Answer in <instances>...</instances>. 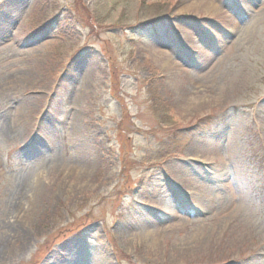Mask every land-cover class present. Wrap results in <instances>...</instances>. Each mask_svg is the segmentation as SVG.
<instances>
[{
	"label": "rangeland",
	"instance_id": "1",
	"mask_svg": "<svg viewBox=\"0 0 264 264\" xmlns=\"http://www.w3.org/2000/svg\"><path fill=\"white\" fill-rule=\"evenodd\" d=\"M199 1L0 0V264H264V0Z\"/></svg>",
	"mask_w": 264,
	"mask_h": 264
},
{
	"label": "bare ground",
	"instance_id": "2",
	"mask_svg": "<svg viewBox=\"0 0 264 264\" xmlns=\"http://www.w3.org/2000/svg\"><path fill=\"white\" fill-rule=\"evenodd\" d=\"M196 3H212V2H210V1H206V0H203V1H199V2H196ZM206 5H208V4H206ZM210 5V4H209ZM211 9H214V7H212ZM153 56L154 57H156L157 56V54L156 53H153ZM157 58V57H156ZM221 190V193H216V194H211L210 195V199H208V201H206V202H204L203 203V201L201 200V201H198V203H200V204H202V206H204V212H206V213H210V215L211 216H214V217H216V213H217V209H216V207H217V205L215 204V206L213 205V200L214 199H216V202H218L219 201V205H218V208H221V210L219 211L220 212V214H223L225 211H226V209H224V205H225V203L223 202L222 203V201H225V200H228V199H234V196H228L227 194L228 193H226L225 194V192H222L223 191V189H220ZM218 195V196H217ZM221 199V200H220ZM218 200V201H217ZM220 204H221V206L222 207H219L220 206ZM230 214H228L227 216H229Z\"/></svg>",
	"mask_w": 264,
	"mask_h": 264
},
{
	"label": "trees",
	"instance_id": "3",
	"mask_svg": "<svg viewBox=\"0 0 264 264\" xmlns=\"http://www.w3.org/2000/svg\"><path fill=\"white\" fill-rule=\"evenodd\" d=\"M155 111H156V112H158L159 110H158V109H156Z\"/></svg>",
	"mask_w": 264,
	"mask_h": 264
}]
</instances>
